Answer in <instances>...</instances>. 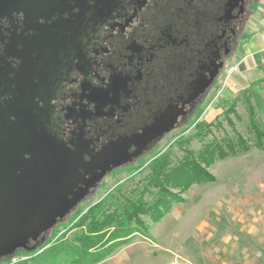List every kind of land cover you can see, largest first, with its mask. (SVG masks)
Wrapping results in <instances>:
<instances>
[{"label":"flooded vegetation","instance_id":"1","mask_svg":"<svg viewBox=\"0 0 264 264\" xmlns=\"http://www.w3.org/2000/svg\"><path fill=\"white\" fill-rule=\"evenodd\" d=\"M257 2L73 0L1 16L0 183H78L68 216L198 117Z\"/></svg>","mask_w":264,"mask_h":264},{"label":"rangeland","instance_id":"2","mask_svg":"<svg viewBox=\"0 0 264 264\" xmlns=\"http://www.w3.org/2000/svg\"><path fill=\"white\" fill-rule=\"evenodd\" d=\"M109 9L112 6L102 10L106 12ZM233 63V59L228 63L219 84L211 91L192 123L182 125L159 141L138 165L114 172L106 183H100L99 188L76 209L46 232L40 242L27 248H18L13 255L1 258L0 264H84L85 261L73 262L75 253L74 250L70 251L69 244H75L77 236L86 231L76 223L90 207L111 195L119 199H123V195L134 196L132 191L136 187H144L146 178L151 174L150 163L157 158L168 156L174 167L188 155V151L198 154L214 138L235 139V129L246 138L252 137L248 128L245 94L250 85L240 83L232 70ZM251 93L249 97L255 111L264 122V87L258 89L262 98L261 106L251 97ZM232 103H236V113L230 115L235 129L225 117V111ZM202 122L215 125L206 136L196 137L197 125ZM30 171L28 169L26 172ZM209 171L215 176V182L191 186L181 194L183 201L174 203L158 223L144 217L148 235L133 236L126 244L116 246L107 257L95 264H170L174 261L180 264H199L203 263L202 258L205 259L206 253L211 255L212 252L222 259L219 249L225 234L239 228L237 219L231 218L232 213L238 211L239 199L253 197L256 189L252 183L258 181L256 178L259 175L264 177V151L252 148L246 154L217 161ZM16 192L21 190L17 189ZM145 199L152 202L154 196L147 194ZM6 206L10 204L0 202V216ZM42 247L47 250L41 255L44 250H41Z\"/></svg>","mask_w":264,"mask_h":264},{"label":"trees","instance_id":"3","mask_svg":"<svg viewBox=\"0 0 264 264\" xmlns=\"http://www.w3.org/2000/svg\"><path fill=\"white\" fill-rule=\"evenodd\" d=\"M262 86L264 87V79L251 83L250 88L245 92L249 115L248 128L252 137L246 138L234 128L230 115L236 113V103H232L225 111V117L229 125L235 129L236 138H214L205 144L198 154L188 151V155L174 167L171 166L168 156L157 158L150 163L151 174L146 178L144 187L141 189L136 187L132 191L134 196L123 195V199H119L111 195L90 207L76 223L86 231L77 236L75 244H69L70 251L74 250L75 253L73 262L98 263L116 246L126 244L133 236L148 235V226L144 217L150 218L153 223H158L174 203L183 201L181 194L191 186L215 182L216 178L209 168L217 161L246 154L252 148L264 151V122L258 117L249 97V93L252 92L251 97H254L261 106L262 98L258 89ZM214 125L207 122L198 123L196 137L206 136ZM147 194L154 196L152 202L145 199ZM46 246L47 244L44 247ZM46 250L44 249L40 254H44Z\"/></svg>","mask_w":264,"mask_h":264},{"label":"water","instance_id":"4","mask_svg":"<svg viewBox=\"0 0 264 264\" xmlns=\"http://www.w3.org/2000/svg\"><path fill=\"white\" fill-rule=\"evenodd\" d=\"M70 1L73 0H0V17L15 12L51 14L61 11ZM83 184L91 186V183ZM77 185L0 183V202L10 204L0 216V259L13 255L20 247L27 248L29 242L37 241L43 232L62 220L86 194L87 189H81L71 203L68 196ZM17 189L21 192L17 193Z\"/></svg>","mask_w":264,"mask_h":264},{"label":"crops","instance_id":"5","mask_svg":"<svg viewBox=\"0 0 264 264\" xmlns=\"http://www.w3.org/2000/svg\"><path fill=\"white\" fill-rule=\"evenodd\" d=\"M232 59V70L244 86L264 79V0H258ZM256 179L252 183L255 195L239 199L238 211L232 213L239 228L225 234L219 249L222 259L213 252L206 253L199 264H264V177L261 174Z\"/></svg>","mask_w":264,"mask_h":264},{"label":"built area","instance_id":"6","mask_svg":"<svg viewBox=\"0 0 264 264\" xmlns=\"http://www.w3.org/2000/svg\"><path fill=\"white\" fill-rule=\"evenodd\" d=\"M170 264H180V263L177 262V261H174V262H172V263H170Z\"/></svg>","mask_w":264,"mask_h":264}]
</instances>
